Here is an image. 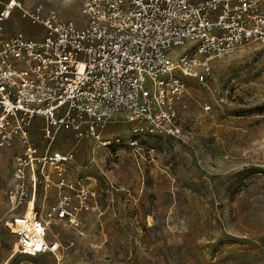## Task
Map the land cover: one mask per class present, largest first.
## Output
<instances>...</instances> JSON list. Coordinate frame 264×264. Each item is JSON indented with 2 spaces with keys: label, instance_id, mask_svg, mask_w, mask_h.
<instances>
[{
  "label": "built area",
  "instance_id": "2783aa9c",
  "mask_svg": "<svg viewBox=\"0 0 264 264\" xmlns=\"http://www.w3.org/2000/svg\"><path fill=\"white\" fill-rule=\"evenodd\" d=\"M80 2L83 26L42 5L0 0V155L16 151L5 198L15 211L37 197L34 237L23 212L6 221L11 233L19 227L17 251L23 255L60 251L59 240H41L53 219L82 223L88 192L83 197L75 188L79 178L68 174L79 143H125L137 157L142 137L181 136L189 80L205 85L215 60L249 43L264 45V0ZM17 13L35 35L10 30ZM37 122L43 148L32 138ZM113 123L129 125L126 140L106 135ZM64 131L75 146L52 149ZM45 184L54 186L59 200L44 213L48 194L38 189Z\"/></svg>",
  "mask_w": 264,
  "mask_h": 264
},
{
  "label": "rangeland",
  "instance_id": "374dc122",
  "mask_svg": "<svg viewBox=\"0 0 264 264\" xmlns=\"http://www.w3.org/2000/svg\"><path fill=\"white\" fill-rule=\"evenodd\" d=\"M22 1L85 24L80 0ZM19 29L35 35L17 13L10 30ZM189 81L181 136L142 137L137 157L125 143H79L68 174L88 197L80 225L50 222L49 240L62 243L57 254L17 251V228L12 234L6 221L22 212L34 221L35 203L10 211L5 190L16 151H3L0 264H264V45L249 43L215 60L205 85ZM41 128L36 123L31 132L43 148ZM128 128L113 123L106 135L126 140ZM75 144L64 131L51 148L65 152ZM38 190L48 194L45 213L59 199L53 185Z\"/></svg>",
  "mask_w": 264,
  "mask_h": 264
},
{
  "label": "bare ground",
  "instance_id": "6f19581e",
  "mask_svg": "<svg viewBox=\"0 0 264 264\" xmlns=\"http://www.w3.org/2000/svg\"><path fill=\"white\" fill-rule=\"evenodd\" d=\"M35 201H36V197H34L33 199H31L30 201H29V203H27L28 204V206H29V204L30 203H32V205L35 203ZM31 210V212L33 213L34 212V209H30ZM25 215V214H24ZM27 219H28V217H26ZM30 224L27 226V228H26V232L28 233V235L29 236H32V237H34L35 235V233H36V231H37V227H36V223H35V220L34 221H32V220H30V222H29ZM14 227V226H13ZM19 232H20V230H19V227H17V231H16V233L17 234H19ZM41 233V232H40ZM45 234H46V237L45 238H41V240L43 241V242H46V243H48V241H49V238H48V233L47 232H45Z\"/></svg>",
  "mask_w": 264,
  "mask_h": 264
},
{
  "label": "crops",
  "instance_id": "0c3cea01",
  "mask_svg": "<svg viewBox=\"0 0 264 264\" xmlns=\"http://www.w3.org/2000/svg\"><path fill=\"white\" fill-rule=\"evenodd\" d=\"M37 124L39 125L40 123H39V122H37Z\"/></svg>",
  "mask_w": 264,
  "mask_h": 264
}]
</instances>
